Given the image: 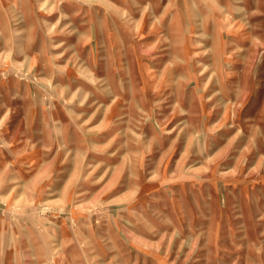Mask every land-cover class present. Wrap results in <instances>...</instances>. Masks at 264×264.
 <instances>
[{"label": "rangeland", "instance_id": "374dc122", "mask_svg": "<svg viewBox=\"0 0 264 264\" xmlns=\"http://www.w3.org/2000/svg\"><path fill=\"white\" fill-rule=\"evenodd\" d=\"M0 264H264V0H0Z\"/></svg>", "mask_w": 264, "mask_h": 264}]
</instances>
